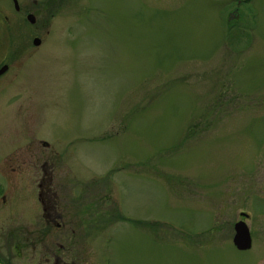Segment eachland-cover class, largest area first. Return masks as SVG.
<instances>
[{
	"label": "rangeland",
	"instance_id": "1",
	"mask_svg": "<svg viewBox=\"0 0 264 264\" xmlns=\"http://www.w3.org/2000/svg\"><path fill=\"white\" fill-rule=\"evenodd\" d=\"M18 1L35 22L0 0V61L38 36L25 64L45 71L21 84L14 64L2 81L0 171L31 143L26 164L51 156L86 193L50 231L22 181L0 184L20 202L0 208V262L51 264L54 240L86 264H264V0ZM39 231L45 246L16 259Z\"/></svg>",
	"mask_w": 264,
	"mask_h": 264
},
{
	"label": "flooded vegetation",
	"instance_id": "2",
	"mask_svg": "<svg viewBox=\"0 0 264 264\" xmlns=\"http://www.w3.org/2000/svg\"><path fill=\"white\" fill-rule=\"evenodd\" d=\"M11 2L14 12L16 14L22 15V17H20L19 22L25 21L30 24L27 21V16L29 14H32L29 11V6L22 5V3L20 4L18 0L17 5H15L13 0H11ZM41 9L45 10L46 7L41 6ZM5 19L7 20V17H5ZM27 30L29 31L30 29ZM35 38H38L40 40V44H33V40ZM42 46L43 44H41V39L38 36H34V38L32 37L31 42H28L26 44H12L11 51L9 49V51L6 52L7 55H3L7 58V60L0 61V69L3 66H7L6 71L2 75H0V90L4 86V83H2L4 77H6L8 73L12 70L14 64H16V68H18V70L21 72V74L17 76L21 84L29 82L33 83L41 75L40 73L44 74L45 65L42 64L40 59L37 58V62L35 63L32 62L29 64H25L27 58L38 56V51L36 52V49H39ZM41 145L44 147H48V144L44 143L43 141L41 142ZM25 147L26 148L21 152L20 155L8 157V160L6 162L21 161L22 163L21 166L18 167V170L10 164V169H8V171H0V178L3 179V183L0 184L4 185L8 182L9 185H18V182L22 181L21 184H23V187L21 190H25L27 193L31 191V193H29V195L31 196V200H35L36 206H33V210L36 212V219L40 224H42V226L48 227L50 231L54 229L63 230L67 226H71L73 222L72 215L75 216V214L71 211L70 201L75 203V201H78L79 199H84L83 195L86 193V191L84 189H81V192L79 194L73 196L71 190L66 189L67 185L70 183V179L73 176V172L71 170H66L64 172L57 171V168L55 167V162L50 161L51 156L49 158L43 159L41 164L35 165V167L32 164H26L25 160L27 156H22L26 154L25 150H29L32 148L31 143L27 144ZM28 156L33 159L37 155L31 153ZM63 156L67 157L65 154H63ZM63 156L59 157L63 158ZM21 167L22 169L20 170ZM30 167L32 168V170H28V168ZM22 177L23 179H21ZM66 183L67 185H65ZM24 184L26 186H24ZM11 190H13V188H6L5 190H3V188L1 187L0 208L7 209L13 205H20V202L18 204L16 203L17 196H11ZM27 197L29 199V196ZM64 201L67 203H65ZM81 213H83V211H81ZM39 233L40 231L37 233L38 238L36 240L33 239L30 241L28 236L20 235L17 239L13 241V254H15L16 259L23 257V246L21 242L30 243L29 246L32 249L34 245L45 246L46 236L44 233L42 235H39ZM49 235L52 234L50 233ZM81 241L82 240L80 239V242ZM50 242L52 246L50 249V254L48 257H46V260L50 261L51 264H86V256H81L82 252L73 253L69 250L59 251V249L63 247V244L54 240ZM3 258L4 259H2V263L0 264H10V261L5 260L10 258L7 254H5Z\"/></svg>",
	"mask_w": 264,
	"mask_h": 264
},
{
	"label": "water",
	"instance_id": "3",
	"mask_svg": "<svg viewBox=\"0 0 264 264\" xmlns=\"http://www.w3.org/2000/svg\"><path fill=\"white\" fill-rule=\"evenodd\" d=\"M13 2L15 3V5H17V1L13 0ZM27 21L30 24H34L35 22V16L33 14H29L27 16ZM33 44L34 45H38L40 44V40L38 38H35L33 40ZM7 67L3 66L0 69V75L3 74L6 71ZM240 217L247 219L248 215L245 213H240ZM234 237H233V245L235 246V248L239 251H247L248 249L251 248L252 246V238H251V234L249 231V228L246 224V222L244 220H239L234 224Z\"/></svg>",
	"mask_w": 264,
	"mask_h": 264
},
{
	"label": "trees",
	"instance_id": "4",
	"mask_svg": "<svg viewBox=\"0 0 264 264\" xmlns=\"http://www.w3.org/2000/svg\"><path fill=\"white\" fill-rule=\"evenodd\" d=\"M248 0H246L245 2H247ZM121 218H123V217H121ZM123 219H125V218H123ZM127 222H130V220L129 219H127ZM0 263H2V262H0Z\"/></svg>",
	"mask_w": 264,
	"mask_h": 264
},
{
	"label": "bare ground",
	"instance_id": "5",
	"mask_svg": "<svg viewBox=\"0 0 264 264\" xmlns=\"http://www.w3.org/2000/svg\"><path fill=\"white\" fill-rule=\"evenodd\" d=\"M231 17H233V16H231ZM7 67V66H6ZM2 75V74H1ZM252 238V237H251Z\"/></svg>",
	"mask_w": 264,
	"mask_h": 264
}]
</instances>
